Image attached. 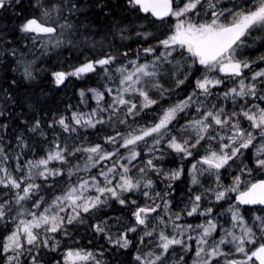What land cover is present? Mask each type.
<instances>
[{
  "label": "snow or ice",
  "instance_id": "snow-or-ice-1",
  "mask_svg": "<svg viewBox=\"0 0 264 264\" xmlns=\"http://www.w3.org/2000/svg\"><path fill=\"white\" fill-rule=\"evenodd\" d=\"M29 9L0 52V68L21 73L0 80V120L12 119L0 123V264H264V0ZM64 52L75 55L61 61ZM38 77L49 90L73 78L97 86L79 89L63 114L13 117L21 85ZM185 172L173 212L157 182L175 189ZM117 207L123 215L110 216ZM81 231L91 237L83 247Z\"/></svg>",
  "mask_w": 264,
  "mask_h": 264
},
{
  "label": "trees",
  "instance_id": "trees-1",
  "mask_svg": "<svg viewBox=\"0 0 264 264\" xmlns=\"http://www.w3.org/2000/svg\"><path fill=\"white\" fill-rule=\"evenodd\" d=\"M98 2H99V0H98ZM113 2H114V0H113ZM24 3L25 2H23V4ZM26 3H28V5H29V1ZM3 11H4V9L0 13H2ZM12 12H14V14L11 16H9V14L11 12H9L7 14L0 15V37H2V39H0V52H2L3 48L6 46L4 44V41H8L6 36L11 31H14V29L16 27V23L19 22L18 16L20 14V10H16V11H12ZM88 17L92 21V24L94 26L104 27V25H105L104 17H103V14L101 12H99L98 9L95 11H89L88 10ZM96 38L99 39V35H97ZM117 42H118V38H117ZM7 46L10 47L9 45H7ZM15 46L16 45H14V47ZM132 47H133V49H135L136 44H132ZM261 50H263V49H261ZM66 54H68V53H66ZM64 57H66L65 54H62L59 57V59L61 61H63ZM5 63L6 62L3 58V56L0 55V65H3ZM5 72H7V79L9 81L12 79L13 75H15L17 79H20V77H21V73L20 72L13 73L12 72V65L8 64L6 69L0 68V80L5 78ZM42 76H44V74H42ZM74 79L75 78H73L71 81H69V83L66 86L61 87L58 91L55 90V88H54V90L53 89L49 90L50 86H49L47 78H45L43 80L40 79L39 82L35 81L31 87H29V85L27 84L28 88H26L25 90H21V91L18 90V92H17L18 106L15 107L13 110V117L16 114L20 113L21 111H26L30 114L33 112H41L42 113L43 109H46V108L47 109H55L57 106H59V108L61 110V114H63V109L66 106L78 105L79 101H80L79 89L87 88V87H96L97 83H96V78H91V79L84 80V81H77L76 79L75 80ZM37 85H39V87L35 88ZM5 87H7V85H5ZM25 91L30 93V95H25ZM89 103L91 104V106H93V107L95 106L94 101L90 100ZM40 108H43V109H40ZM72 110H75V108H73ZM80 110L87 112L89 110V108L81 104ZM23 119H24V117H21V120H23ZM4 122L12 123V119L10 118L8 121L0 120V123H4ZM13 127H15L14 124H13ZM11 130L12 129H9V131H11ZM85 135H89V133H85ZM95 136H96L95 132H92L90 134V138H94ZM4 140L6 142H8L9 137L5 136ZM12 143L15 144L14 139L12 140ZM188 163L190 164L191 161H189ZM168 165L169 164H166L165 167H168ZM173 166H177V165L173 164ZM257 178H264V177H257ZM187 179H188V176L185 172L184 177H182V179L176 184L178 186V190H175V193H171V196L169 197L170 199H172L173 206H176V208H181L180 207L181 206V204H180L181 192L186 194L189 190ZM229 179H230V177H226L225 181L228 182ZM160 186H162L161 183L157 182V187H160ZM161 190H167L168 192L170 191V189H165V187H160L159 191H161ZM253 211H255V209H253ZM109 215L110 216H117V215H123V214L120 213V211L118 210V207H117V210L110 212ZM115 231H116V229L113 228V232H115ZM81 236L83 237V244H81L80 246L83 247V246L88 244V241H89V239H91V237L89 235L85 234L83 231H81ZM61 251H63V250H61Z\"/></svg>",
  "mask_w": 264,
  "mask_h": 264
},
{
  "label": "rangeland",
  "instance_id": "rangeland-1",
  "mask_svg": "<svg viewBox=\"0 0 264 264\" xmlns=\"http://www.w3.org/2000/svg\"><path fill=\"white\" fill-rule=\"evenodd\" d=\"M29 0H11V2H12V6H10V7H8L7 9H4V11L2 12V13H0V15H2V14H7V13H9V12H11L10 14H9V16H11V15H13L14 14V12H12V11H16V10H20V12H21V10L22 9H29V5H28V3H26V2H28ZM23 2H25L24 4H23ZM32 2L34 3L35 2V0H32ZM19 3V7H16V5ZM3 10V9H2ZM1 10V11H2ZM12 10V11H11ZM0 11V12H1ZM86 11V14L88 15V10L86 9L85 10ZM81 19H83V17H81ZM20 23V21L19 22H17L16 23V26L18 25ZM14 31H15V38H19V36H20V33L18 32V29L15 27V29H14ZM14 31H11L7 36H6V38L8 39V41H11V40H13L14 39V36L13 35H11V33H13ZM255 35V34H254ZM20 42H22V43H24V41L23 40H20ZM119 42V41H118ZM10 47H14V45H12V44H10L9 45ZM26 50V49H25ZM67 52H64L63 54H65V56L67 57V56H69V55H75V53H68V54H66ZM253 56H255V55H257V54H255V53H253L252 54ZM54 60L56 59L55 57L53 58ZM68 63H74V61H72V60H69V61H67ZM41 65L40 64H38L37 65V68H39ZM45 67H47V65H44ZM65 68H67V64H65ZM42 74L43 73H40V76H42ZM39 80H40V78L38 77L37 78V82H39ZM75 80V79H74ZM48 83H49V86H50V80H48ZM27 82H24L22 85H21V89H20V91L21 90H25L26 88H28V86H27ZM229 87L231 86L230 84L228 85ZM37 87H39V85H37L35 88H37ZM87 88H92V87H87ZM53 90H54V88H52ZM224 89L223 88H220V89H218V91H223ZM40 109H43V108H40ZM6 142V141H5ZM13 145H15V144H13ZM17 151H18V149H17ZM27 158H32L31 157V155L29 156V157H27ZM191 164V163H190ZM168 167H175V166H173V164H169L168 165ZM186 174H187V172H186ZM189 179V178H188ZM188 179H187V182H188ZM225 183H227L226 181H225ZM161 185L162 186H160V187H165V184L164 183H161ZM160 187H156V191H159V188ZM204 187H208V182H207V180H205L204 181ZM176 188L177 189H174V191L175 190H178V186L176 185ZM167 191V190H166ZM173 191V193H175ZM195 191H197V192H199L200 191V188H198V187H196L195 188ZM170 192V191H169ZM172 192V191H171ZM187 197L185 196V199H186ZM180 204H181V208L183 207V203H181L180 202ZM223 207L224 208H226L227 207V204H225V205H223ZM179 209L180 208H176V206H173L172 207V210H173V212H175V211H179ZM218 211H219V209H218ZM121 213V212H120ZM246 215H250V213H248V214H246ZM184 223H192V224H196V223H199L200 221H199V218H186L184 221H183ZM250 222V221H249ZM6 234V233H5ZM218 235V234H217Z\"/></svg>",
  "mask_w": 264,
  "mask_h": 264
},
{
  "label": "flooded vegetation",
  "instance_id": "flooded-vegetation-1",
  "mask_svg": "<svg viewBox=\"0 0 264 264\" xmlns=\"http://www.w3.org/2000/svg\"><path fill=\"white\" fill-rule=\"evenodd\" d=\"M20 44H21V45H23V43H22V42H20ZM261 51H264V49H263V50H261ZM255 54H257V55H258V54H259V52L255 53ZM175 189H177V188L175 187ZM171 191H172V192H171ZM173 191H174V189H170V193H173ZM174 192H175V191H174Z\"/></svg>",
  "mask_w": 264,
  "mask_h": 264
},
{
  "label": "bare ground",
  "instance_id": "bare-ground-1",
  "mask_svg": "<svg viewBox=\"0 0 264 264\" xmlns=\"http://www.w3.org/2000/svg\"><path fill=\"white\" fill-rule=\"evenodd\" d=\"M187 188V187H186Z\"/></svg>",
  "mask_w": 264,
  "mask_h": 264
}]
</instances>
